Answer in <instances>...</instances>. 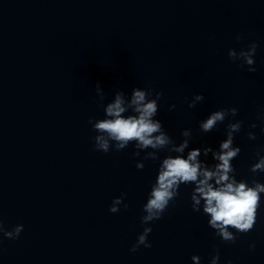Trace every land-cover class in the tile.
I'll return each instance as SVG.
<instances>
[{"label": "water", "instance_id": "obj_1", "mask_svg": "<svg viewBox=\"0 0 264 264\" xmlns=\"http://www.w3.org/2000/svg\"><path fill=\"white\" fill-rule=\"evenodd\" d=\"M252 41L255 72L228 56ZM135 87L163 91L155 118L177 144L192 129L185 157L218 149L229 121H243L236 177L264 183V172L250 171L257 151L264 155V0H0V219L6 229L24 225L17 239L0 234V264H194L193 255L210 264L216 249L218 264H264V193L254 228L232 243L193 211L194 184H182L151 222L152 247L131 251L169 153L138 169L152 149L95 151L89 117L105 118L101 105ZM200 93L204 100L189 108ZM233 106L235 118L201 132V120ZM200 159L216 163L211 153ZM122 193L129 207L110 212Z\"/></svg>", "mask_w": 264, "mask_h": 264}, {"label": "clouds", "instance_id": "obj_2", "mask_svg": "<svg viewBox=\"0 0 264 264\" xmlns=\"http://www.w3.org/2000/svg\"><path fill=\"white\" fill-rule=\"evenodd\" d=\"M242 39V34L236 36L237 41ZM258 46L257 42L252 41L247 48L239 51L235 48L229 49L228 56L233 62L240 61V67L247 65L249 72H255V54ZM95 91L102 102L105 99V92L99 83ZM163 96V91L157 92L153 88L135 87L130 97L125 91L116 90L114 99L106 106L101 105L105 118L89 117V123L98 133L93 137L95 151L104 153L113 149L121 151L130 144H134L137 150L133 152V156H140L141 151L152 149V151H146L143 159L137 162L138 169L144 168L145 160H160V151L169 153L160 162L157 179L151 187L147 202L143 205L144 214L141 217V223L145 227L138 235L131 251H137L140 246L152 247L148 240L152 232L150 224L163 217L170 202L179 195L182 184L195 185L191 194L193 211L202 210L204 215L210 217L208 223L215 230L216 235L225 242L235 243L237 233H247L254 228L259 216L261 194L264 193V183L258 181L255 176L251 180V185L248 180H238L235 174L236 169L232 164L241 152V148L234 145V137L241 131L243 121H229L226 130L227 138L220 142L218 149H213L211 146L192 148L185 157L183 154L192 140V129L182 130L183 140L179 144L167 133L162 121L155 118L159 110L158 101ZM203 100L202 93L195 94L188 106L194 108ZM175 107V105L171 106L172 109ZM238 111V108L233 106L211 112L205 120L200 121L201 132L208 133L229 117L235 118ZM250 127L255 128L256 124L253 123ZM248 138L255 140L256 133L249 132ZM210 153L212 159L216 161L211 165L207 160L200 159L202 154L207 157ZM257 155L258 162L252 164L250 168L253 174L264 172V155H260L259 150ZM126 195L127 193H122L115 197L109 211L117 213L121 205L127 209L129 205L124 202ZM23 229V224L6 229L3 220L0 219V234L3 237L17 239ZM250 248L254 249L255 243H252ZM191 259L194 264L201 262L199 255H193ZM219 260L220 252L216 249L210 264H218ZM228 264L233 262L229 260Z\"/></svg>", "mask_w": 264, "mask_h": 264}]
</instances>
